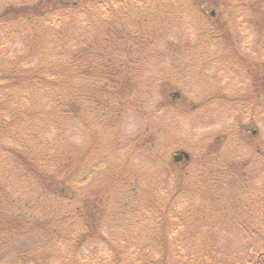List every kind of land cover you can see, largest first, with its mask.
I'll return each instance as SVG.
<instances>
[{
    "label": "rangeland",
    "instance_id": "rangeland-1",
    "mask_svg": "<svg viewBox=\"0 0 264 264\" xmlns=\"http://www.w3.org/2000/svg\"><path fill=\"white\" fill-rule=\"evenodd\" d=\"M26 1L29 0H0V4L21 5ZM103 1L90 4L78 0V8L69 13L71 27L67 20L57 21L43 12L47 21L53 20L39 30L43 37L37 48L40 58L26 62L31 68L38 62L45 67L44 78L49 82L72 84L78 98L77 115L73 117L62 115L55 103L39 98L37 103L44 113L56 112L58 119L48 129L50 120L42 118L43 129L32 130L46 141L42 153H55L56 144L63 149L64 137L67 150L74 153L72 179H67L73 185L70 195L74 202L70 207L63 206L67 212H59L58 220L73 217L77 231L72 230V237L82 233L84 242L75 244L72 240L69 245L42 237V231L34 227L45 222L43 197H37L33 183L21 175L13 160L5 158L6 164L0 160V188H8L10 198L16 197L21 205L28 200L35 207L8 209L10 212L4 214V219L14 215L24 220L31 218L29 222L33 223L2 221L8 227H0V264H77L78 259L80 264H97L98 260L113 264L114 259H119L120 264H138L146 258H158V248L164 246L171 250L173 264H239L251 252L248 248H253L254 234L264 230V158L256 155L258 148L264 153V0H197L196 5L182 0L177 2L180 5L176 3L180 9L174 14L184 9L185 19L180 16L176 21L166 15L163 22L162 13H173V5L148 2L151 7L141 12L148 20L139 28L157 32L160 41L144 67L142 81L132 67L130 81L137 99L130 101L138 100L140 104L123 111L121 106L128 101L123 99L122 114L108 126L93 119L89 110L93 104L86 109L90 98L85 85L91 78L75 75V65L69 68L68 74L74 75L71 81L51 78L57 66L80 51L86 36H80L79 28L89 25L99 32L98 25H126L127 30L136 25L126 20L131 5L115 1V7L105 8L109 5ZM10 22L0 28V68L23 51V41L5 36ZM226 39L232 47L225 46ZM166 40L172 43L164 44ZM96 48L94 44V51ZM71 91L61 92L67 99ZM175 91L182 94L183 100L193 102L194 113L180 111L182 103L173 115L166 112L165 102L167 98L173 102ZM243 96L247 102L237 106L234 101L239 104ZM157 102L161 106L155 113ZM171 102L166 106L178 103ZM109 114L110 111L106 116L102 114L101 119L110 120ZM21 130L28 136L21 134L26 147L35 151L37 142L33 139L37 137L28 125ZM59 134L61 141L57 143ZM147 138L156 144L151 149ZM176 150L189 152L192 159L176 162L178 165L165 170L166 163H174ZM215 157L220 161L213 164ZM220 168L227 172L223 174ZM117 196H121L120 202H116ZM151 196L158 205V210L150 208L153 216L142 210V201ZM85 199L93 204L90 214L80 208ZM99 202L105 205L103 213L94 208ZM168 208L169 213L164 212ZM114 213L119 214V219ZM234 216L246 218L253 231L251 237L231 225ZM29 255L42 257L30 260Z\"/></svg>",
    "mask_w": 264,
    "mask_h": 264
},
{
    "label": "trees",
    "instance_id": "trees-1",
    "mask_svg": "<svg viewBox=\"0 0 264 264\" xmlns=\"http://www.w3.org/2000/svg\"><path fill=\"white\" fill-rule=\"evenodd\" d=\"M84 1H88L91 4L102 0ZM115 1L126 6L131 5V8L128 9L126 20L130 21L131 24H134L135 22L136 25L134 24V26H131L130 24L131 29L129 30H127L126 25L115 27L109 23V25L104 28L98 25L99 32L91 30V26L89 25L79 28L78 32L80 36H86L82 38L83 41L80 45V51L72 53L71 60L69 58L64 64L57 66L59 69H57L54 74H51V78L53 76L57 79H63L66 82L71 81V78H73L74 75L71 74L70 76L68 74L69 68L75 65V75H85L87 78H91L90 84L85 85L88 91L87 95L90 98L88 105H86V109L90 107L89 105L93 104L89 109L92 114L91 116L95 120L100 119V121H96L105 126L116 122L118 116L122 114L120 106L123 99L128 100L123 106H121L123 111H128L130 107H135L140 104L138 103V100L131 102L132 98H137L133 94L134 91L131 87L133 82L130 81V77L133 69L138 74V78H140V75L142 77L146 63L152 59V56H154L153 51L156 53V47L159 45L160 39L156 38L158 35L157 32L147 33L139 28L143 25V22H147L148 20V17L141 13L142 10L151 7L148 6V2L150 1L155 3L166 2V5L168 6L173 5V13H169L168 11L162 13L163 16L162 19H160V22L161 20L162 22L165 20L166 15L174 17L176 21L180 16L181 19H185L184 9H182V12L178 11L174 14L175 10L180 9V7L176 6V3L182 0H104L103 3L105 6L109 5V7L105 8L115 7L117 4L114 3ZM189 1L193 5H196L195 2H197V0ZM184 3L182 4V7L186 5V3L185 5ZM77 8L78 0L77 2L74 0H41L40 2L39 0H29L21 5L3 4L1 6L0 4V28L6 26L5 22L12 21L10 22L11 25H7L8 32H6L7 34H5V36L8 35L10 38L16 39V42L17 39L24 42L21 56L6 60L8 63H5V67L0 68V160L4 161L5 164V158L13 160L16 167L20 170L21 175L33 183L35 191L37 192V197H39V199L43 197L44 205L47 210L45 217L43 218L45 222L36 225L34 228L41 230L43 233L42 237L51 240L53 243L61 241L66 242L69 245H71L72 240L75 244H81L84 242V236H81L82 233H78L75 239L72 237V230L77 231L76 228L73 227L75 225L72 220L73 217L62 218L60 221L58 220V213L61 211L66 213L67 211L64 207H70V204L74 202V198L70 195L73 185L67 183V179H72L70 170L72 169V165H74L75 156L74 153H70L67 150L66 144L68 143L66 142L65 137L62 145L63 149H59L56 144L54 147L56 150L55 153L49 151L42 153V147L46 146V141L41 139V135H38L37 132L38 129H43L40 119L44 118L50 120L48 122V129H50L56 125L58 114L56 112L54 114L44 113V110L38 105L37 100L43 98L52 104L55 103V107L62 115L73 117L75 114L77 115L76 107L78 98H76L74 94V89L71 87L72 84H68L70 85L69 87L67 84H54L53 81L49 82L44 78L46 75L43 72L46 69L45 67L40 66L38 62L36 63L38 66L35 65L31 68L26 65V62H34L38 60L37 58H40L37 48L39 43L43 41V37L40 36L41 31L39 30L41 27L43 29V27L46 26L45 23H50L53 20L47 21V17H43L42 13L47 12V16H54V20L57 19V21H60V19H63L64 21L67 20L69 27H71L70 24L72 19H70L69 13L74 12ZM56 13L58 14L57 16ZM38 14H41V16H37ZM154 16L155 15H152V19H155ZM41 22L44 23L41 24ZM96 35H98L97 39L95 37ZM72 36L73 34L71 31L69 36L70 39L68 38L69 41H71ZM224 41L227 44L225 45L226 47H232L230 40L226 39ZM169 43L172 42H168L167 40L164 42V44ZM94 44L97 47L95 51L93 49ZM15 47L19 46L15 45ZM4 55L7 58L6 52H4ZM83 57L84 59H82ZM79 58L81 59V62ZM82 62H84L83 65L85 66L83 70L81 69ZM136 73L134 74L136 75ZM142 80L143 77L141 81ZM141 86H143V84H141ZM83 87L84 85H82V89ZM63 89H65V91L72 90L71 93L67 92V99H65L64 93L61 92ZM54 92L57 95L56 97H54ZM247 92L249 94L250 91ZM60 96H63L64 98L61 99ZM91 99L93 101H91ZM118 99H120V102H118ZM239 101V104H237L236 101H234V103L239 106L242 103L244 104L247 102L245 96L240 98ZM166 102L169 103L171 101L167 98ZM166 102L164 107L166 112L170 113V115H173L174 110L178 108L180 103H182L180 104L182 106V108L179 109L180 111L185 112L186 110L190 113L195 112L193 102L188 99L182 100L181 102L176 101L178 103L174 101L176 104L171 102L174 104L172 107L166 106ZM80 104L82 106V103ZM155 106L154 111L156 113L158 106H161V104H158L157 102ZM31 107H37L36 111L29 109ZM109 111L111 112L109 115H112V118L110 117L111 119L106 120L105 122L104 118L101 119V115L103 114L106 116ZM81 112L82 107H79L78 113L81 114ZM115 116L116 118L114 119ZM107 119H109V117H107ZM68 123L69 122H67V125ZM19 124H21L20 128L18 127ZM23 125H28L32 134L37 137L33 139L37 142L35 151L26 147L28 144L26 140L22 139V133L23 136L28 137L25 134L26 132L21 130ZM32 129H36L37 131H33ZM160 129L162 130L161 127ZM60 136L61 134L56 136L57 143L61 141L60 138H58ZM146 144L150 149L152 146L156 145L155 142H152L151 138H147ZM258 150V152L256 151V155L264 158V153H262L260 148H258ZM214 160L216 161H214L215 163L213 164L220 161L218 157H215ZM166 164L167 167L165 170L178 165L172 161H169V163ZM179 166L181 167V164H179ZM220 170H222L223 174L227 172H224L227 170L226 168H220ZM212 171L218 172V169ZM54 172H57V175H55ZM241 176L246 177L243 173H241ZM8 190L9 189L6 187L0 188V227H8L6 223H2V221L8 220L3 217L4 214H6V211L7 213L13 209L14 211H19L22 207L31 210L35 207L32 206L28 200L21 205V202H19L16 197H12L11 199L10 195L12 193L10 194ZM15 192L16 194L18 193L16 189L13 190V193ZM88 197L89 196L85 198ZM88 200L89 199H85L80 208L85 210L87 214H90L89 211L93 204ZM120 201L121 196H117L116 202ZM50 203H53V205ZM142 203L145 206L142 210L146 209L147 211H150L151 216H153L154 211L150 208L158 210V205L153 200V196L146 198ZM123 206L124 203L121 204V208L120 204H117V207H119L120 210L124 208ZM4 208L6 209L3 210ZM94 208L97 209L98 213H103L105 205H102L101 202H99ZM75 211L79 212L77 207L75 208ZM75 211L73 210V213L76 215ZM164 212L169 213V208ZM114 214L116 218L119 219V214ZM17 219H20V217L12 215L8 222L18 221ZM30 219H20V221L32 224L33 221L29 222ZM18 223L21 224V222ZM230 223L231 225L239 227L250 237L253 235V231L249 229L250 227L247 224L246 218L234 216ZM261 228L264 229V225ZM254 235H256V238L253 240V248H248L251 252L242 258V261L239 264H264V230L261 234L256 232ZM158 254V258H146L138 264H173L170 262L171 250H169V247L167 248V246H164L163 248H158ZM41 257L42 256L29 255L28 259L38 260L41 259ZM69 259H72V257ZM114 260L113 264H120L119 259ZM101 263L102 261L98 260L97 264ZM77 264H80L79 259L77 260Z\"/></svg>",
    "mask_w": 264,
    "mask_h": 264
},
{
    "label": "water",
    "instance_id": "water-1",
    "mask_svg": "<svg viewBox=\"0 0 264 264\" xmlns=\"http://www.w3.org/2000/svg\"><path fill=\"white\" fill-rule=\"evenodd\" d=\"M182 156H184L185 158H188V154L186 152L179 151V152H177L176 155H174V159L176 161H178V160H180L182 158Z\"/></svg>",
    "mask_w": 264,
    "mask_h": 264
}]
</instances>
